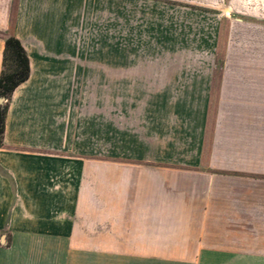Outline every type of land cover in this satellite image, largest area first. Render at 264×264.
I'll list each match as a JSON object with an SVG mask.
<instances>
[{"label":"crops","instance_id":"1","mask_svg":"<svg viewBox=\"0 0 264 264\" xmlns=\"http://www.w3.org/2000/svg\"><path fill=\"white\" fill-rule=\"evenodd\" d=\"M97 5L0 0V264H264V72L99 55Z\"/></svg>","mask_w":264,"mask_h":264},{"label":"rangeland","instance_id":"2","mask_svg":"<svg viewBox=\"0 0 264 264\" xmlns=\"http://www.w3.org/2000/svg\"><path fill=\"white\" fill-rule=\"evenodd\" d=\"M97 4V25L88 34L97 40L99 55H105L104 42L110 39L114 56H180L208 61L214 73L264 72V0H97ZM201 34L209 37L212 49L198 46Z\"/></svg>","mask_w":264,"mask_h":264},{"label":"trees","instance_id":"3","mask_svg":"<svg viewBox=\"0 0 264 264\" xmlns=\"http://www.w3.org/2000/svg\"><path fill=\"white\" fill-rule=\"evenodd\" d=\"M3 44L2 69L0 72V98L3 99L0 104V146L9 96L29 76L28 58L20 42L13 36H6Z\"/></svg>","mask_w":264,"mask_h":264},{"label":"water","instance_id":"4","mask_svg":"<svg viewBox=\"0 0 264 264\" xmlns=\"http://www.w3.org/2000/svg\"><path fill=\"white\" fill-rule=\"evenodd\" d=\"M3 102V99L2 98H0V104Z\"/></svg>","mask_w":264,"mask_h":264}]
</instances>
